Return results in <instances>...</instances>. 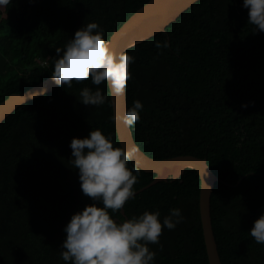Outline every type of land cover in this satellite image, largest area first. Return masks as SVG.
Returning a JSON list of instances; mask_svg holds the SVG:
<instances>
[{
    "label": "trees",
    "instance_id": "1",
    "mask_svg": "<svg viewBox=\"0 0 264 264\" xmlns=\"http://www.w3.org/2000/svg\"><path fill=\"white\" fill-rule=\"evenodd\" d=\"M149 0H12L0 9V102L51 75L56 47L83 24L98 22L108 40ZM248 24L243 0H198L176 21L126 52L135 57L128 107L139 99L132 126L138 145L163 159L192 154L208 159L222 179L211 215L223 264H264V244L250 235L264 212V31ZM169 42L157 49L155 42ZM99 87L105 104L86 106L80 91ZM247 104V107L243 105ZM108 82L91 79L18 107L0 125V264H71L61 257L64 226L91 203L72 168L70 142L99 128L121 146ZM129 168L132 167L130 163ZM156 174L141 169L135 190ZM201 179L187 168L126 202V215L182 210L184 221L163 228L155 264H211L200 211ZM162 245V248H161Z\"/></svg>",
    "mask_w": 264,
    "mask_h": 264
},
{
    "label": "clouds",
    "instance_id": "2",
    "mask_svg": "<svg viewBox=\"0 0 264 264\" xmlns=\"http://www.w3.org/2000/svg\"><path fill=\"white\" fill-rule=\"evenodd\" d=\"M9 4L12 0H0V9ZM243 7L248 10L253 33L264 31V0H243ZM169 46L168 41L155 42L157 49ZM134 62L135 57L128 52L117 54L112 50L104 28L93 21L76 30L63 47H56L51 79L63 88L89 78L96 86L107 81L112 93L123 95L132 78L130 65ZM79 95L86 106H100L108 99L99 87L93 90L85 86ZM143 108L139 99L134 100L122 115L112 119L132 127L141 120ZM69 146L72 168L78 169L80 188L91 203L74 212L64 226L62 259L71 264H155L156 252L149 245L160 244L163 228L174 230L184 221L182 210L169 209L162 222L158 209H145L139 215L121 219L110 214V210L120 213L127 201L136 198L134 185L141 172L134 162L137 147L114 146L111 135L106 136L99 128L92 129L86 137H74ZM249 233L257 244H264V212Z\"/></svg>",
    "mask_w": 264,
    "mask_h": 264
},
{
    "label": "water",
    "instance_id": "3",
    "mask_svg": "<svg viewBox=\"0 0 264 264\" xmlns=\"http://www.w3.org/2000/svg\"><path fill=\"white\" fill-rule=\"evenodd\" d=\"M197 1L149 0L137 9L119 28L114 30L107 40L110 43V48L118 54L121 51H127L129 48L142 43L160 32L166 31L169 24L176 21L183 12ZM57 86L59 85L51 79L50 75L22 92L11 93L0 102V125L18 107L39 96L54 91ZM108 86L113 105V114L119 117L129 108L127 88L123 95H116L112 93L109 83ZM114 122L121 146L126 148L130 146L137 147L138 151L134 162L138 163L141 169L156 174L154 180L137 190L136 194L162 180L179 178L187 168H192L198 172L201 179L200 211L209 260L211 264H223L211 215V196L216 182L222 181V179L212 170L208 159L192 154L176 155L163 159L152 157L138 145L132 127H127L119 119ZM121 211L123 215H126L124 208Z\"/></svg>",
    "mask_w": 264,
    "mask_h": 264
}]
</instances>
